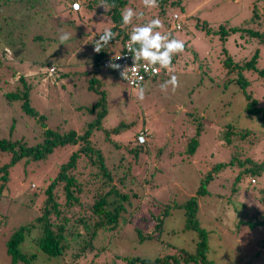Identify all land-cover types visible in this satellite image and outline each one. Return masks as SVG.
<instances>
[{
    "label": "rangeland",
    "instance_id": "1",
    "mask_svg": "<svg viewBox=\"0 0 264 264\" xmlns=\"http://www.w3.org/2000/svg\"><path fill=\"white\" fill-rule=\"evenodd\" d=\"M100 3L101 0L95 3L84 18L75 17L76 19L69 13L62 12L63 7L57 6V0L29 3L27 11L30 15L15 13L13 5L1 15L11 16L13 20L9 18L5 22L0 19L4 29H0V75L4 81H9L7 88L1 89L0 85V137L23 139L29 144L42 139L41 128L35 125L32 118L24 115L20 103L15 101L9 105L3 97L4 91L12 88L19 72L32 76L30 103L47 116L48 128H66L79 132L85 122L95 117V114L79 107L92 106L99 98L97 92L88 89L93 71L89 60L95 49V39L115 25L109 15L110 6L105 11L99 6ZM182 6L184 9L174 7L168 11L165 19L157 16V7L145 8L142 0H129L126 6L137 13H143L142 18H133L130 25L132 28L159 18L163 27L155 31L184 42V51L173 56L171 70H165L157 78L143 83V101L137 98L139 89H132L113 73L99 69L96 74L107 99V115L103 126L110 129L120 123L135 122L134 128L130 127L115 135L116 141L127 143L134 137L132 131L143 126L152 133L153 143L149 155H142L139 163L133 164L139 181H153V186L146 195L149 199L155 197L160 202L176 201L178 204L194 195L200 178L211 168L212 163L229 158L230 149L223 146L221 140L226 124L258 128L255 120L243 116V95L239 87L231 83L235 74L229 73L222 66L223 47L236 60L249 58L257 47L258 65L264 66V44H246L242 33L238 32L229 35L222 44L217 34H205V30L197 25L206 21L213 30L218 29L217 25L222 21H228V26L232 28L256 29L260 24L264 32V0H183ZM84 11L83 9L82 13ZM172 12H178L181 30L172 29ZM255 13L258 17H254ZM30 16L33 17L32 21H28ZM258 18L260 19L257 20ZM39 34L50 37L52 41H49L51 43L46 51L40 50V45H47L48 41H34V37ZM62 34L70 36L63 44L60 42ZM11 35L12 39L17 40L12 45L15 51L8 45ZM35 61H49L53 63L51 66H58L60 72L53 75L51 67H46L43 72L48 71V77H33L37 74L36 65L32 63ZM171 74L178 77L180 86L175 92L171 86L167 91H162L160 86ZM253 80V90L258 87V93L264 95V82H258L256 78ZM189 113L209 122L199 135V146L193 156H188L185 152L189 139L196 133L195 126L187 122ZM99 135L97 133L93 136V140ZM103 139L104 136L101 135L98 142L109 149ZM263 148L264 136L252 154L255 157L261 156ZM6 160L7 157H1L0 166ZM24 173L22 164H17L12 170L11 181L0 198V264H10L4 247L7 236L37 215L34 208L39 199L34 196V190L37 186L42 189V178L37 171ZM228 174L229 172L212 180L208 186L210 195L199 201L200 224L209 234L207 257L211 264H264V226L250 229L238 223L243 207H247V213L251 215L259 207L253 186L259 188L263 185L264 178L259 177L258 185H253V179L249 180V177H244L237 183L234 172L232 175ZM246 186L248 190L245 189ZM138 202L133 199L127 201L122 215L133 217L135 222L141 213L135 214L136 208L140 206ZM170 214L165 220L161 240L141 243L134 230L135 225L121 221L122 228L101 234L98 249L88 250L79 263L112 264L114 261L121 264L117 256L153 259L164 253L174 254L179 248L195 251L196 233L182 230V210L177 209ZM145 234L146 230L143 229L142 235ZM34 245H26V251L36 252ZM30 264L46 263L38 256Z\"/></svg>",
    "mask_w": 264,
    "mask_h": 264
},
{
    "label": "trees",
    "instance_id": "2",
    "mask_svg": "<svg viewBox=\"0 0 264 264\" xmlns=\"http://www.w3.org/2000/svg\"><path fill=\"white\" fill-rule=\"evenodd\" d=\"M34 1L37 0H0V19L5 22L9 18L13 20L11 16H1L12 5L15 13L30 15V12L27 11L28 5ZM98 1L57 0V6L63 7L62 12H67L73 19H76L85 17V13H88V10ZM74 2L79 3L80 9L77 11L72 9ZM128 2L129 0H107L110 6L109 15L112 23L115 24L110 30L115 35L114 39L100 52H96L94 49L89 60L93 71L88 89L97 92L99 98L92 106L79 107L95 114L91 121L84 123L79 132L73 129L47 127V116L32 107L30 103V94L33 88L30 81L31 75L19 72L12 88L3 93V97L9 105L15 101L20 103L21 111L35 121V125L41 128L42 135L41 141L33 144H29L23 139L13 140L0 137V158L7 157V160L0 166V198L3 190L11 181L12 170L17 164H22L24 174L36 171L40 173L43 182L41 190L38 189V186L34 190V196L36 195L39 199L37 207L34 208V212L37 213L36 217L14 229L4 242L10 264H30L38 256L46 264H80V259L86 255L88 250L98 249L99 236L104 232L111 233V231L120 230L122 228L121 221L135 225L134 230L138 235L139 242L158 241L163 235L165 220L171 215L170 213L177 209L183 212L182 230L196 233L195 251L189 252L184 248H179L174 254L164 253L153 259L139 256H117L122 262L121 264H211L212 262L207 257L209 234L201 226L198 216L200 199L210 195L209 184L216 177L226 175L228 172L229 174L234 172L237 183H240L244 177H249V180L253 179L251 184L258 185V178H264V148L261 156L255 157L252 154L264 136V95L258 93L260 88L257 87L256 90H253L252 87L254 78L258 82H264V66L258 65L259 49L256 47L253 55L249 58L244 57L236 60L223 47L222 66L229 73L235 74L231 83L238 86L243 95L245 102L243 116L255 120L258 128L226 124L221 140L223 146L230 149L229 158L226 161L212 163L211 168L200 178L194 195L183 203L178 204L176 201L164 203L155 197L149 199L146 192H149L153 186V181L146 179H143L142 182L139 181L133 170V164H138L142 155H149L153 143L152 133L146 126H143L139 129H132V137H134L130 138L127 143L116 141L115 135L130 127L134 128L135 122L120 123L110 129L103 126V120L107 115V99L96 76L98 70L102 69L113 73L124 81L112 69H105L103 63L121 53L125 40L130 37L132 27L130 25L121 27V12L126 8ZM158 2L157 16L164 19L172 8L184 9L183 0H158ZM83 9L85 11L82 13ZM177 13L172 12L171 18L174 22V15L179 17L178 22L181 25L179 30H181V18ZM254 17H258L256 13ZM32 20L33 17L30 16L28 21ZM218 24H220L217 25L218 29L213 30V27H210L206 21L204 24L198 23L197 25L205 30V34H211V32L217 34L222 44L226 42L229 35L236 32L242 33L245 43L247 41L246 44L253 42L264 44V32L260 24L256 29L232 28L228 26V21ZM40 28L42 27L40 26ZM0 29L4 30L1 24ZM103 34L98 35L94 46ZM9 38L8 45L11 46L12 51H15L12 45H14L13 41L17 40L12 39V35ZM39 40L48 41L47 45L44 43L40 45V50L43 51H46L52 42L50 37H43L40 34L34 37V41ZM49 41L51 42L49 43ZM32 63L37 68V74L33 77L36 76L40 79L48 77V71L43 72L46 67L53 68L51 72L53 75L59 71L58 66H51L53 63L49 61ZM164 71L162 69L161 73L149 79L157 78ZM12 75L14 76V72ZM147 80L148 78L140 86H143ZM124 82L134 90L139 89L132 87L126 81ZM8 84L9 81H4L0 75L1 89L7 88ZM187 117V122L195 126L196 133L189 139L185 152L188 156H193L199 146V135L209 122L192 113H189ZM141 132H144L146 137V142L143 144L136 141V137ZM97 133L100 135L93 140V136H96ZM101 135L104 136V143L108 145L109 149H105V145L98 142ZM28 167H31L29 171ZM253 188L256 191L254 195L260 205L254 209L256 212H252L253 215L247 213L249 211L247 207H243L238 221L239 224H244L250 229L264 226V183L257 189L255 186ZM245 189L249 188L246 186ZM131 199L138 200L140 205L135 210V214L141 212L135 222L132 220L133 217L127 218L122 215V212L125 211V203ZM143 229L146 230L145 236L142 235ZM29 244H35L34 247L37 251L27 252L28 246L26 245ZM90 263L92 262L90 261ZM112 264L117 263L113 261Z\"/></svg>",
    "mask_w": 264,
    "mask_h": 264
},
{
    "label": "clouds",
    "instance_id": "3",
    "mask_svg": "<svg viewBox=\"0 0 264 264\" xmlns=\"http://www.w3.org/2000/svg\"><path fill=\"white\" fill-rule=\"evenodd\" d=\"M145 8H156L159 6L158 0H142ZM99 6H102L105 11L108 10L109 5L107 0H101ZM115 6L114 4L112 5ZM143 13H137L132 8H126L121 12V27L132 25L133 18H142ZM163 27L162 21L159 18H155L147 22L142 26H135L132 28L127 49L132 53L134 63L143 60L146 62V68L151 67L154 73H158L162 69L171 70L172 59L174 55L180 54L184 51V42L176 39L169 38V35H163L160 31H155V29H160ZM114 33L111 30H106L103 35L100 36L99 41L95 45V51L100 52L104 46L114 39ZM70 39L68 34H62L60 36L61 44L65 43ZM121 57H116L115 60ZM108 67L120 71L121 66L116 63H109ZM129 68L125 67L120 71V75L123 79H128ZM171 86L172 91L180 86L179 79L175 74H171L170 78L166 80L160 87L162 91H167L168 87ZM137 98L143 101L145 98V89L140 86L137 94ZM140 143L145 142V137H139Z\"/></svg>",
    "mask_w": 264,
    "mask_h": 264
},
{
    "label": "built area",
    "instance_id": "4",
    "mask_svg": "<svg viewBox=\"0 0 264 264\" xmlns=\"http://www.w3.org/2000/svg\"><path fill=\"white\" fill-rule=\"evenodd\" d=\"M72 9L77 11L80 9L79 7V3L77 2H74L72 4ZM174 19L175 21L173 22V29H177L179 30L181 28V25L180 23L178 22L179 20V17L177 15H174ZM128 40H125L124 44H123V51L117 55H115L114 57L110 58V59H107L104 61L103 63V67L105 69H112L110 67H108L109 63H116V64H119L121 66V69L120 71L123 70V68L127 67L129 68V72H128V79H123L120 75V71L118 70H114L112 69L114 72H116L124 81L128 82L132 87L134 88H139V86L142 84V82L145 80V79H149L151 77H155L156 75H158L159 73H161V70L158 72V73H154L151 69V67H147L146 68V62L143 61V60H140V61H137L136 63H134V59H133V56H132V53H130L127 49V43H128ZM120 56L121 58L118 59V60H115L116 57ZM51 69V72L53 71V68H50ZM140 136H144L145 137V134L144 132H141L137 137H136V141L139 143V144H143V143H140L139 141V137ZM145 142H146V137H145ZM144 142V143H145Z\"/></svg>",
    "mask_w": 264,
    "mask_h": 264
}]
</instances>
